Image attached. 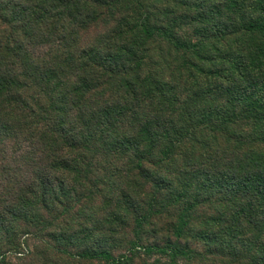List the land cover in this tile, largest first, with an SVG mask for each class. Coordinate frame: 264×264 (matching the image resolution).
I'll use <instances>...</instances> for the list:
<instances>
[{
	"label": "trees",
	"instance_id": "1",
	"mask_svg": "<svg viewBox=\"0 0 264 264\" xmlns=\"http://www.w3.org/2000/svg\"><path fill=\"white\" fill-rule=\"evenodd\" d=\"M30 236L264 264V0H0V264Z\"/></svg>",
	"mask_w": 264,
	"mask_h": 264
},
{
	"label": "rangeland",
	"instance_id": "2",
	"mask_svg": "<svg viewBox=\"0 0 264 264\" xmlns=\"http://www.w3.org/2000/svg\"><path fill=\"white\" fill-rule=\"evenodd\" d=\"M88 196L84 198V201H88ZM41 226V224H40ZM41 228V227H40ZM123 227L114 226L111 229L110 226L106 224H102L101 230L103 231H111L113 233L111 236L106 237L104 240V247L116 256L127 255L129 257L133 256V252L125 246L126 242L130 241L131 237L129 233L122 229ZM82 240L86 238L85 234L82 235ZM102 239V236H97L95 240L89 241L88 244L90 245H97L98 240ZM146 242L155 241L153 237L145 240ZM83 247H77L76 245L73 246L74 251H78ZM85 248V246H84ZM24 252L19 253H11L8 255L9 259L13 262V264H67V261L63 258V256L59 257L53 252V249L49 248L42 240H36L34 237H27L25 240V248ZM139 250L135 251L134 264H143V262H150L156 258H152L148 260L143 253H140ZM29 255V256H28ZM231 260L227 259L225 263L222 264H231Z\"/></svg>",
	"mask_w": 264,
	"mask_h": 264
}]
</instances>
